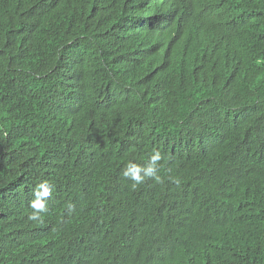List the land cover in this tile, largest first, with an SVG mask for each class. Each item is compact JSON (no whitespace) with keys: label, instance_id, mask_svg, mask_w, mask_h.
Returning a JSON list of instances; mask_svg holds the SVG:
<instances>
[{"label":"trees","instance_id":"16d2710c","mask_svg":"<svg viewBox=\"0 0 264 264\" xmlns=\"http://www.w3.org/2000/svg\"><path fill=\"white\" fill-rule=\"evenodd\" d=\"M0 264H264V0H0Z\"/></svg>","mask_w":264,"mask_h":264},{"label":"clouds","instance_id":"9594fccd","mask_svg":"<svg viewBox=\"0 0 264 264\" xmlns=\"http://www.w3.org/2000/svg\"><path fill=\"white\" fill-rule=\"evenodd\" d=\"M154 159H158V157H154ZM139 171H140V170L138 169V170H137V174L133 176V179H135V180H137V181H140V180L142 179V177H140V176L138 175ZM152 171H153V169L150 167V168H148V169L145 171V174H146V175L151 174ZM34 207H36V208H40V207H42V205H41L39 202H37L36 204H34Z\"/></svg>","mask_w":264,"mask_h":264}]
</instances>
